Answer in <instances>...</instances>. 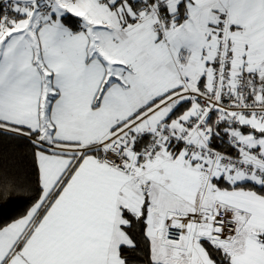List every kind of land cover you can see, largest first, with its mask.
Returning <instances> with one entry per match:
<instances>
[{
    "label": "snow or ice",
    "instance_id": "1",
    "mask_svg": "<svg viewBox=\"0 0 264 264\" xmlns=\"http://www.w3.org/2000/svg\"><path fill=\"white\" fill-rule=\"evenodd\" d=\"M10 142L0 264H264V0H0Z\"/></svg>",
    "mask_w": 264,
    "mask_h": 264
},
{
    "label": "trees",
    "instance_id": "2",
    "mask_svg": "<svg viewBox=\"0 0 264 264\" xmlns=\"http://www.w3.org/2000/svg\"><path fill=\"white\" fill-rule=\"evenodd\" d=\"M0 153V166L9 169L20 184L28 185L34 182V165L26 146L10 142L0 148ZM22 206L21 193L0 199V219L14 215Z\"/></svg>",
    "mask_w": 264,
    "mask_h": 264
}]
</instances>
